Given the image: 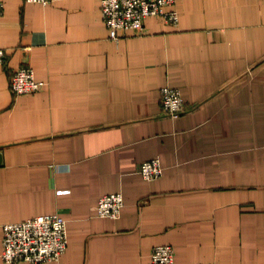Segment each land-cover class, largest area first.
<instances>
[{"label": "crops", "instance_id": "obj_1", "mask_svg": "<svg viewBox=\"0 0 264 264\" xmlns=\"http://www.w3.org/2000/svg\"><path fill=\"white\" fill-rule=\"evenodd\" d=\"M3 1L0 264L5 223L57 212L69 246L47 264H153L162 244L175 264H264V0H178V24L120 40L102 0ZM20 67L46 87L15 98ZM109 193L119 218L98 216Z\"/></svg>", "mask_w": 264, "mask_h": 264}, {"label": "built area", "instance_id": "obj_2", "mask_svg": "<svg viewBox=\"0 0 264 264\" xmlns=\"http://www.w3.org/2000/svg\"><path fill=\"white\" fill-rule=\"evenodd\" d=\"M29 3L49 5L54 0H26ZM178 0H102L101 14L114 40L122 36H139L145 33L148 18L160 17L170 25L179 22L180 14L176 9ZM5 3L0 0V16ZM7 52L0 50V64ZM15 98L31 95L45 88L43 81L37 80L31 67H20L10 81ZM163 110L169 117L180 116L185 107L178 88L162 89ZM139 173L147 180H155L163 175L159 159L144 161L138 167ZM122 193H109L98 202V216L102 218H119L124 209ZM4 245L2 259L10 264H47L58 262L66 253L69 242L66 220L57 212L40 215L19 223L3 225ZM153 264H175L174 247L170 244L156 246L151 252Z\"/></svg>", "mask_w": 264, "mask_h": 264}]
</instances>
